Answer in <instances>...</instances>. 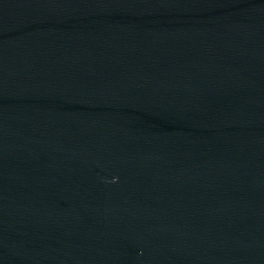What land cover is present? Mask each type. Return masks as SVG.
<instances>
[{
	"label": "water",
	"instance_id": "1",
	"mask_svg": "<svg viewBox=\"0 0 264 264\" xmlns=\"http://www.w3.org/2000/svg\"><path fill=\"white\" fill-rule=\"evenodd\" d=\"M0 264H264V0H0Z\"/></svg>",
	"mask_w": 264,
	"mask_h": 264
}]
</instances>
